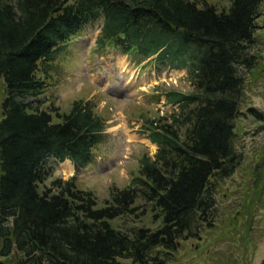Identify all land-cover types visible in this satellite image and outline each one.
<instances>
[{"label": "trees", "instance_id": "obj_1", "mask_svg": "<svg viewBox=\"0 0 264 264\" xmlns=\"http://www.w3.org/2000/svg\"><path fill=\"white\" fill-rule=\"evenodd\" d=\"M261 1L230 0L217 9L207 0H0V255L17 252L19 264H165L206 220L215 182L240 162L234 120L241 69L256 62L250 49ZM95 21L99 49L110 43L137 61L158 52L154 61L185 68L194 87L163 92L177 110L144 126L157 146L153 158L142 156L138 175L112 186L100 207L75 176L39 189L54 170L51 159L83 168L102 140L89 100H74L53 121L38 99L45 81L36 74ZM138 196L153 203L162 226L112 227L109 220L131 213Z\"/></svg>", "mask_w": 264, "mask_h": 264}, {"label": "rangeland", "instance_id": "obj_2", "mask_svg": "<svg viewBox=\"0 0 264 264\" xmlns=\"http://www.w3.org/2000/svg\"><path fill=\"white\" fill-rule=\"evenodd\" d=\"M207 1L217 9L230 4V0ZM263 18L264 0L250 49L256 54L255 65L241 69L242 101L234 120L233 139L240 162L230 176L215 182L213 205L206 220L198 221L192 236L179 240L165 264H259L264 257ZM98 25L99 21L86 24L54 54L46 71L39 69L36 74L45 81L38 99L43 109L51 111L53 121H58L56 112H68L74 100H89L103 123V137L93 147L90 162L76 169L72 162L65 168L64 162L51 159L54 170L39 189L50 187L55 178L75 176V186L91 191L100 207L112 186L122 188L138 175L142 156L153 158L156 145L147 139L144 126L177 110L176 105L166 102L163 92H190L194 87L185 68L171 69L150 56L137 61L139 55L110 45L100 51L95 40ZM4 96L0 80V105ZM132 207L131 213L109 220L110 225L127 233L133 228L155 231L162 226L152 202L138 196ZM19 258V253L12 252L0 255V262L19 264Z\"/></svg>", "mask_w": 264, "mask_h": 264}, {"label": "bare ground", "instance_id": "obj_3", "mask_svg": "<svg viewBox=\"0 0 264 264\" xmlns=\"http://www.w3.org/2000/svg\"><path fill=\"white\" fill-rule=\"evenodd\" d=\"M60 163H63L65 168H69L70 167V165H69L70 164V161L68 159H66V160H64V161H62Z\"/></svg>", "mask_w": 264, "mask_h": 264}, {"label": "water", "instance_id": "obj_4", "mask_svg": "<svg viewBox=\"0 0 264 264\" xmlns=\"http://www.w3.org/2000/svg\"><path fill=\"white\" fill-rule=\"evenodd\" d=\"M263 21H264V18H263Z\"/></svg>", "mask_w": 264, "mask_h": 264}]
</instances>
